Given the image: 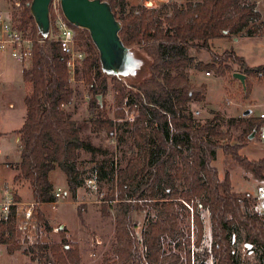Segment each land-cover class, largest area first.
<instances>
[{"label": "trees", "instance_id": "obj_1", "mask_svg": "<svg viewBox=\"0 0 264 264\" xmlns=\"http://www.w3.org/2000/svg\"><path fill=\"white\" fill-rule=\"evenodd\" d=\"M30 1L5 0L13 9L14 26L35 41L31 60L21 69L26 116L17 132L20 158L13 168L18 172L14 182L23 180L30 185L37 225L51 231L40 212L42 205L56 200L50 172L58 169L64 174L74 200L82 184L77 167L80 154L109 153L94 146L85 131L118 139L121 124L117 120L123 118L126 107L133 114L128 122L130 157L122 167L111 158L109 172L100 167L93 175L96 181L108 178L111 183L101 210L105 216L112 213L114 242L111 256L102 264H241L234 250L237 233L251 247L256 264H264V214L257 209V198L236 193L229 175L220 178L212 165L221 150L254 180L263 181L264 158L249 160L239 151L252 133H262L264 119L251 115L229 119L228 126L240 131L232 143L229 131L221 130L219 114L197 124L189 108L190 102L205 98V85L192 84L190 68L223 77L235 65L245 76L264 77V65L252 68L233 50L218 55L210 49V42L216 39H264V18L256 3L185 0L167 11L129 7L126 0H102L111 5L122 25L119 36L123 44L147 59V72L141 80L127 83L104 76L88 33L68 24L83 54L75 75L83 81L88 99V118L79 124L69 110L76 93L67 71V56L51 37L39 39L27 7ZM202 52L209 53V62L196 59ZM108 81L114 94L112 118L94 97L110 91ZM186 207L190 212L187 233L180 220V211ZM142 214L145 224L139 226ZM81 215L82 207L77 206L80 219ZM25 230L17 222L15 207L6 220H0V246L7 255L20 252L27 264H80L78 245L69 242L63 232L59 242L39 238L29 242ZM181 242L187 246L183 255L177 250Z\"/></svg>", "mask_w": 264, "mask_h": 264}, {"label": "rangeland", "instance_id": "obj_2", "mask_svg": "<svg viewBox=\"0 0 264 264\" xmlns=\"http://www.w3.org/2000/svg\"><path fill=\"white\" fill-rule=\"evenodd\" d=\"M256 3L257 9L264 18V0H252ZM129 7L145 6L146 8H155L156 10L169 11L170 6L175 3H183L185 0H126ZM0 10L4 15L11 17L13 9L5 0H0ZM235 39V38H234ZM234 39H216L210 42V49L213 53L221 55L225 50H233L238 56L242 57L249 67L255 68L264 65V39L261 38H245L242 36ZM76 46V44H75ZM77 49V47H76ZM195 56V54H193ZM133 59L137 62V69L134 76L126 77L129 81H139L147 72V59L140 52L132 53ZM198 61L207 63L210 61L209 53L202 52L197 55ZM17 64L10 58H6L4 69L7 81L0 85V131H9L21 127L22 116L25 115V105L23 104L22 90L23 83L21 79V69L23 66ZM81 68V65L79 69ZM231 73H226L223 77L214 75L208 70H197L190 68L189 77L194 86L199 87L205 85V98L202 102H190L189 108L193 112L194 121L197 124H204L214 117L217 113L221 116L220 127L222 131H229L232 143L240 134L239 129L228 126V120L242 117V113L251 110V116L259 117L264 113V77L262 76H246L245 88L233 79V73L238 72V67L231 66ZM207 71L209 75H206ZM241 74V73H240ZM5 77V78H6ZM110 91L105 95H95L101 107L105 108V112L109 117H113L115 108L113 107L112 83L108 81ZM71 87L75 91L73 104L69 108L72 113V119L77 123H82L88 118L87 108V92L83 81L78 80L74 75V81H71ZM13 101L14 108H10L6 103ZM124 116L117 120L120 122V131L118 139L108 138L105 135L95 136L85 131L89 135L91 143L100 147L101 150H107L108 154L95 153L88 154L82 152L77 161L79 170V180L82 181L81 187L76 192L73 200L68 193L66 179L64 174L55 169L50 172L49 180L53 184L54 189L61 191V198L55 208L51 204H45L40 207V212L46 219L50 232H47L43 225H37L34 216L25 222L27 229L25 230L26 240L34 242L39 238L42 242H59L60 232H63L67 240L76 243L80 253V264H102L105 258L110 257V246L114 242V220L112 213L108 216L103 215L101 204L105 195L109 192L111 183L108 178L95 180L94 172L98 168L103 167L109 172V161L113 158L119 166H124L127 158L130 157V148L132 140L130 137L129 121L132 120L133 114L128 113V108H123ZM264 131V123L261 125V132ZM261 135V134H260ZM260 135H254L252 140L247 141L245 148L239 151L240 155L246 156L249 160H258L264 158V139ZM19 150L15 141V134L5 138L0 136V202L10 198L12 178L16 171L7 168L8 163L16 164L19 162ZM212 165L217 169L220 178L227 173L233 190L236 193H249L256 197V186L264 184L263 181L254 180L250 174L246 173L238 167L231 159L225 157L221 150L216 152V159ZM26 187L19 189L18 193L22 199L18 208H23L26 202H32L31 189L29 183L25 182ZM66 193V195H63ZM77 206L82 207L81 219L77 216ZM109 212V211H108ZM190 212L188 207L180 211L181 225L184 231L188 232L187 220ZM151 216V212H150ZM139 226L145 224L144 214L139 217ZM64 228L59 231V227ZM140 227L137 232H139ZM205 234H209V226L207 217L205 218ZM190 235L193 238L192 231ZM191 238V241H192ZM187 246L185 242H181L177 250L182 255L185 253ZM234 250L241 264H256L257 260L252 253L251 247L245 246L243 236L237 233L234 236ZM28 259L20 252L9 256L5 253L3 247L0 246V264H27Z\"/></svg>", "mask_w": 264, "mask_h": 264}, {"label": "water", "instance_id": "obj_3", "mask_svg": "<svg viewBox=\"0 0 264 264\" xmlns=\"http://www.w3.org/2000/svg\"><path fill=\"white\" fill-rule=\"evenodd\" d=\"M50 2L51 0H31L27 4L41 41L50 38ZM60 7L69 25L88 33L98 53L101 73L108 78H117L127 83L129 80L126 77L134 76L137 69V62L132 56V53L137 51L123 44L119 36L122 25L112 12L111 5L102 0H60ZM232 77L245 88V75L233 73ZM250 114L251 110H246L242 117ZM254 135L255 133H252L248 140H252ZM63 228L61 225L59 231Z\"/></svg>", "mask_w": 264, "mask_h": 264}, {"label": "built area", "instance_id": "obj_4", "mask_svg": "<svg viewBox=\"0 0 264 264\" xmlns=\"http://www.w3.org/2000/svg\"><path fill=\"white\" fill-rule=\"evenodd\" d=\"M50 37L60 45L61 51L67 56V71L70 75V82L74 81L75 71L80 67L83 54L75 46V32L69 27L64 19L60 7V0H51L49 4ZM34 38L27 32L18 30L11 17L4 15L0 10V57H8L17 64H24L31 60ZM209 75V73H206ZM264 119V113L259 114ZM264 139V131L260 135ZM257 209L264 214V184L256 186ZM61 191L55 193V201L50 203L52 208L59 203ZM34 204L27 203L19 209L18 204L12 199L0 202V220H6L9 212L15 207L16 219L20 226L32 218Z\"/></svg>", "mask_w": 264, "mask_h": 264}, {"label": "crops", "instance_id": "obj_5", "mask_svg": "<svg viewBox=\"0 0 264 264\" xmlns=\"http://www.w3.org/2000/svg\"><path fill=\"white\" fill-rule=\"evenodd\" d=\"M7 58V57H6ZM6 58L5 57H0V85L1 84H4L8 79H7V77L5 76L6 75V72H5V69H4V63L6 62ZM6 77V78H5ZM22 79V78H21ZM23 88H24V86H23ZM23 92H24V89L22 90ZM24 96V93L22 94V97ZM23 104H24V98H23ZM6 105H8L10 108H14V104H13V101H8L7 103H6ZM25 105V104H24ZM0 108L2 109L3 107L2 106H0ZM25 112H26V107H25ZM25 116H26V113H25V115L24 116H22V123H21V127H22V125H23V123H24V121H25ZM21 127H19L18 129H13V130H9V131H0V136H4L5 138H7L8 136H11L12 134H15V141H16V143H17V145H18V140H19V137H18V134H17V132L20 130V128ZM18 150H19V148H18ZM15 164H12V163H8V165L6 166L7 168H9V169H11V170H15L14 168H13V166H14ZM16 171V170H15ZM18 174V172L16 171V173H15V175L13 176V178H12V184H13V186H12V188H11V190L9 191V188H8V192L10 193V196L9 197H7V198H10V199H12L13 201H15L16 199L18 200V202H16L18 205H21V203L23 202L22 201V199H21V197L19 196V193H18V190L20 189H23V188H25L26 187V184H25V182L26 181H19V182H14V177L16 176ZM0 181H1V175H0ZM28 183V182H27ZM31 189V188H30ZM31 199H32V194H31ZM29 204V203H31V204H33L32 202H26L25 204ZM24 205V204H23ZM22 205V206H23ZM42 206H44V205H42ZM41 206V207H42ZM18 213H19V208H18ZM26 229H27V227L26 226H24ZM2 247V246H1ZM16 254V253H15ZM14 255V254H13ZM13 255H10V256H13Z\"/></svg>", "mask_w": 264, "mask_h": 264}]
</instances>
